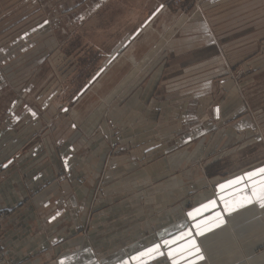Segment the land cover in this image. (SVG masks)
Instances as JSON below:
<instances>
[{
    "label": "crops",
    "instance_id": "crops-1",
    "mask_svg": "<svg viewBox=\"0 0 264 264\" xmlns=\"http://www.w3.org/2000/svg\"><path fill=\"white\" fill-rule=\"evenodd\" d=\"M33 6L0 0L6 264H264V207L253 201L230 212L227 205L251 185L220 188L264 162L229 171L220 167L225 156L188 148L203 133L187 127L216 128L225 106L208 95L209 81L189 87L196 74L173 69L162 3L140 23L137 15L88 21L83 14L62 30L46 34L37 20L13 35ZM75 135L99 147L77 149ZM107 157L116 162L104 166ZM91 158L98 163L84 167ZM204 158L212 160L198 164ZM209 201L216 203L188 216ZM217 214L225 222L197 234L195 225ZM192 240L200 253L188 250ZM154 244L164 255H141Z\"/></svg>",
    "mask_w": 264,
    "mask_h": 264
},
{
    "label": "rangeland",
    "instance_id": "rangeland-1",
    "mask_svg": "<svg viewBox=\"0 0 264 264\" xmlns=\"http://www.w3.org/2000/svg\"><path fill=\"white\" fill-rule=\"evenodd\" d=\"M33 2L36 5L33 7L37 9L31 14L33 17L30 15L28 20L21 24L22 27L13 29V35H17L37 20L44 21L45 33L52 26L62 30L74 18L81 19L83 14H86L85 20L88 21H115L122 20V17L127 21L133 15H137L140 23L149 15H153L154 8L156 7L154 11H157L162 3L163 8L160 9H164L165 13L159 19L170 23L166 35L171 39L170 62L173 69L178 68V72L187 70L189 75L196 74L187 77L189 87L195 83L204 85L209 81V85H204L210 90L208 95L212 97L214 103L225 106L223 109L225 116L216 128L207 124H204L201 130L200 125L187 127L189 132L203 133L196 142L188 143V148L195 150L197 145L199 149L211 151L215 156H225L220 167H225L229 171L264 162V0H33ZM134 9L137 11L136 14L132 13ZM91 58L94 63L95 57ZM235 104H240V107L233 111L231 107ZM191 108L194 112H200L199 106ZM191 108L188 112H191ZM230 110L232 111L228 113ZM204 111L203 115L206 116L211 110ZM79 139H81L79 135L77 138L75 135L77 149L88 148L91 145L99 147L98 143L90 145L88 140ZM80 143L84 145L79 146ZM109 145L110 151H114L113 146ZM211 160L212 158H204L198 164L206 165ZM80 161L84 163V160ZM115 162V159L107 157L104 166ZM97 163L96 158L86 159L84 167ZM108 176L112 175L107 173ZM100 178L97 179L96 185ZM5 211L6 214L0 220L2 247L8 214V211Z\"/></svg>",
    "mask_w": 264,
    "mask_h": 264
},
{
    "label": "snow or ice",
    "instance_id": "snow-or-ice-1",
    "mask_svg": "<svg viewBox=\"0 0 264 264\" xmlns=\"http://www.w3.org/2000/svg\"><path fill=\"white\" fill-rule=\"evenodd\" d=\"M219 112V109L216 110ZM11 163V161L9 162ZM7 165H5L6 167ZM237 184H244L245 188L248 187V185H251L250 193H247L243 196H241L238 200L232 202L231 204H228L229 211H235L240 207H244L246 204H250L253 201L258 202L261 207H264V168L256 169L252 172L245 173L243 176H238L234 178L231 181L226 182L224 185H220L221 189H224L226 187H232ZM215 201H209L206 205H201L200 209H194L192 212L188 213V216L192 219H195L196 215H198L202 209H207L210 205H214ZM227 203V202H226ZM55 219V217H53ZM225 221L222 219V216L220 214H217L214 218H212L211 221L205 222V223H197L195 225L196 232L199 235H204L206 231H210L212 227H219L220 224L224 223ZM191 234V230L188 232H182L177 237H175L171 243H178L180 240H185L189 235ZM165 244H169V241H165ZM194 248L196 253H200L199 245L196 243L195 240H192L188 244V250ZM161 245L160 244H154L151 248L146 249L145 253H141V255H164L163 252H161ZM185 249L181 247L180 251L183 252ZM168 255H174L172 251H169ZM199 258H203L202 254H200ZM63 264V262H62ZM175 264V262H174Z\"/></svg>",
    "mask_w": 264,
    "mask_h": 264
},
{
    "label": "built area",
    "instance_id": "built-area-1",
    "mask_svg": "<svg viewBox=\"0 0 264 264\" xmlns=\"http://www.w3.org/2000/svg\"><path fill=\"white\" fill-rule=\"evenodd\" d=\"M6 214L5 210H2L0 213V220L2 219V217ZM6 254L5 251L2 247V244L0 243V264H6V258H5Z\"/></svg>",
    "mask_w": 264,
    "mask_h": 264
}]
</instances>
